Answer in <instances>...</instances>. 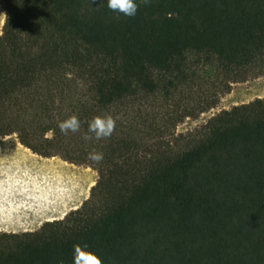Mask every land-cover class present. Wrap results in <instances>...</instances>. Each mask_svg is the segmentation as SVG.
I'll return each instance as SVG.
<instances>
[{"label": "trees", "instance_id": "16d2710c", "mask_svg": "<svg viewBox=\"0 0 264 264\" xmlns=\"http://www.w3.org/2000/svg\"><path fill=\"white\" fill-rule=\"evenodd\" d=\"M1 1L0 138L97 180L63 219L0 232V264H73L76 244L102 264H264V99L176 133L264 77V0H138L134 17ZM105 115L116 126L97 140L88 122Z\"/></svg>", "mask_w": 264, "mask_h": 264}, {"label": "rangeland", "instance_id": "374dc122", "mask_svg": "<svg viewBox=\"0 0 264 264\" xmlns=\"http://www.w3.org/2000/svg\"><path fill=\"white\" fill-rule=\"evenodd\" d=\"M4 18V7L0 0V33ZM255 99H264V77L234 84L231 92L220 99L215 109L197 119H187L176 128V133L194 129L220 111L247 104ZM96 180L97 173L91 168L69 164L59 158L39 157L21 146L16 136L0 138V218L14 212L17 219V226L5 225L4 218L0 219V232L22 233L38 230L42 224L38 223L37 226L35 223L36 226L29 228L34 217L26 209L30 206L35 207V210L50 206L64 195L67 196L68 203L75 200L85 201ZM35 227L38 228L35 230Z\"/></svg>", "mask_w": 264, "mask_h": 264}, {"label": "clouds", "instance_id": "9594fccd", "mask_svg": "<svg viewBox=\"0 0 264 264\" xmlns=\"http://www.w3.org/2000/svg\"><path fill=\"white\" fill-rule=\"evenodd\" d=\"M140 2L147 4L149 0H140ZM107 7L113 12L122 13L127 17H134L138 8V0H107ZM116 119L111 115L95 116L88 122V131L94 133L97 140L110 137L116 126ZM57 126L62 133L68 131L75 133L80 128V121L76 115H72L59 122ZM84 138L89 139L88 136ZM89 158L98 162L103 159V155L93 152L89 155ZM72 261L73 264H102V259L95 252L91 251L87 245L80 244L73 246Z\"/></svg>", "mask_w": 264, "mask_h": 264}, {"label": "crops", "instance_id": "0c3cea01", "mask_svg": "<svg viewBox=\"0 0 264 264\" xmlns=\"http://www.w3.org/2000/svg\"><path fill=\"white\" fill-rule=\"evenodd\" d=\"M77 195L78 191H76V199L78 197ZM67 199V196L64 195L63 197L57 198L50 206H42L37 210H35V207L32 208V206H30V208L26 209L27 212H32L34 217V219L31 220V223L29 224V228L36 226L34 225L35 223H37V226H39V224L41 225L45 222L63 219L66 214L79 208L83 203V201L78 202L77 200H75V202L68 203ZM14 214V212L5 214L0 219L4 218L5 225L17 226V219ZM37 228L35 227V230Z\"/></svg>", "mask_w": 264, "mask_h": 264}, {"label": "bare ground", "instance_id": "6f19581e", "mask_svg": "<svg viewBox=\"0 0 264 264\" xmlns=\"http://www.w3.org/2000/svg\"><path fill=\"white\" fill-rule=\"evenodd\" d=\"M54 200V199H53ZM34 208V207H33ZM40 209V208H39Z\"/></svg>", "mask_w": 264, "mask_h": 264}]
</instances>
